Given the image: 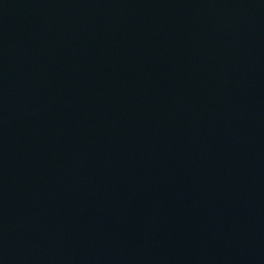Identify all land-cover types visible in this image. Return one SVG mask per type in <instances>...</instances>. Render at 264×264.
<instances>
[{"label":"water","instance_id":"95a60500","mask_svg":"<svg viewBox=\"0 0 264 264\" xmlns=\"http://www.w3.org/2000/svg\"><path fill=\"white\" fill-rule=\"evenodd\" d=\"M0 264H264V0H0Z\"/></svg>","mask_w":264,"mask_h":264}]
</instances>
